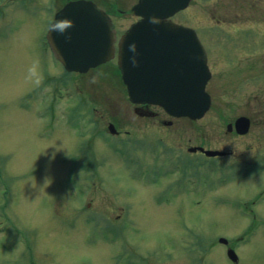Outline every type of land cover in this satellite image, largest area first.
<instances>
[{"label":"rangeland","instance_id":"1","mask_svg":"<svg viewBox=\"0 0 264 264\" xmlns=\"http://www.w3.org/2000/svg\"><path fill=\"white\" fill-rule=\"evenodd\" d=\"M54 1L46 15L47 0H0V264H234L219 237L264 264V0L175 17L209 50L212 106L195 121L138 116L109 66L67 71L45 47ZM239 115L249 133H226ZM110 119L129 136L102 135ZM201 139L237 159L189 153Z\"/></svg>","mask_w":264,"mask_h":264},{"label":"water","instance_id":"2","mask_svg":"<svg viewBox=\"0 0 264 264\" xmlns=\"http://www.w3.org/2000/svg\"><path fill=\"white\" fill-rule=\"evenodd\" d=\"M190 1L138 0L133 10L141 18L119 40V65L132 101L159 104L170 114L197 119L211 105L205 89L211 76L206 51L194 29L167 19ZM57 21L65 24L63 33L52 30ZM49 39L68 70L85 72L115 54L116 31L107 13L88 0L70 1L58 11ZM235 126L238 133H247L251 119L239 116ZM110 129L115 131L113 125ZM229 255L237 261L233 249Z\"/></svg>","mask_w":264,"mask_h":264},{"label":"flooded vegetation","instance_id":"3","mask_svg":"<svg viewBox=\"0 0 264 264\" xmlns=\"http://www.w3.org/2000/svg\"><path fill=\"white\" fill-rule=\"evenodd\" d=\"M49 11V10H48ZM253 12V11H252ZM252 15H254L255 16V20H258V17L260 16V19L259 20H261L262 21V23H264V11H261L258 15H255L254 13H252ZM261 16L263 17L262 19H261ZM258 20V21H259ZM123 33V30H121L120 28H118V32H117V36H118V38L121 36V34ZM233 59V58H232ZM231 60V59H230ZM114 72H116L117 73V70L116 71H114ZM141 107H142V111H144V109L145 108H151V106H148V105H146V104H142V105H140ZM135 107V106H134ZM154 112H155V117H159L160 115H161V111H155L154 110ZM126 132H128V130H126ZM119 133H121V131L119 130V132H118V134Z\"/></svg>","mask_w":264,"mask_h":264},{"label":"clouds","instance_id":"4","mask_svg":"<svg viewBox=\"0 0 264 264\" xmlns=\"http://www.w3.org/2000/svg\"><path fill=\"white\" fill-rule=\"evenodd\" d=\"M52 30L53 31H59V32L63 33V31L65 30V24L61 21H57L56 25L54 26V28Z\"/></svg>","mask_w":264,"mask_h":264}]
</instances>
